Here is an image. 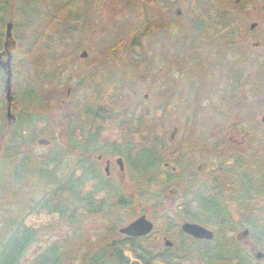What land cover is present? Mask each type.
Masks as SVG:
<instances>
[{
  "label": "rangeland",
  "instance_id": "374dc122",
  "mask_svg": "<svg viewBox=\"0 0 264 264\" xmlns=\"http://www.w3.org/2000/svg\"><path fill=\"white\" fill-rule=\"evenodd\" d=\"M220 2L209 6L208 0H183L180 4V15L167 24L171 26L170 31H177L185 43L190 40L195 44L182 48L181 63L166 65L165 68L161 64H153L142 70L137 65L126 64L124 61L117 65L108 64L113 58L126 55L122 47L126 45L127 38L125 33L116 30L114 22L122 20L137 23V19L130 13L124 17L108 14L103 18L88 17L89 27H86L87 24L82 25L83 18L78 20L77 16H71L70 21H66L64 0H0V20L3 21L1 33H4V21L9 16L14 24L12 35L15 45L9 49L12 55L11 64L9 60L7 62L11 71V90L17 95L14 113L18 117L17 127L7 124L3 90L5 72L0 66V246L8 237L13 222L27 215L31 203L38 201L45 192L62 184L67 178L84 182L83 193L87 194L89 201L80 204L82 209H79L72 219L67 218V211L66 217L62 219L51 214L44 215L38 223L33 220L31 224L39 230L19 264H32L33 259L49 247H56L58 250L59 264H83L101 248L104 247L106 252L108 246L120 240L118 229L126 226L141 213L155 224V228L164 229L167 224L170 228L173 227L164 217H176V196H172L170 191L174 190L173 186L179 176L162 172V162L166 158L161 156V162L155 163V184L150 181L153 171L145 175L133 173L131 176L121 173L113 175V172L110 182L103 181L100 178L104 174V162L100 168L101 177L96 174L88 175L83 180L79 177L80 161L86 159L92 167L97 154H111V145H98L94 153L83 154L79 150L81 145L77 138L86 127V121L92 120L100 98L110 99V103L115 105L119 112L126 111L127 114L135 105L142 104L145 118L148 116L146 120L149 121V126L153 130L161 119L168 139L179 136L180 131L190 130L191 122L196 123L195 137L199 140L210 136L212 120L221 121L218 114H208L207 97L201 95L209 86L210 75L220 74L225 60V66L228 65L229 69L237 71L239 68L245 71L246 76L248 71L253 77L255 49L251 42L256 39L258 31L264 32V0H228L229 11L226 16L221 13L223 8ZM75 5L78 3L75 2L73 6ZM73 6L70 9L75 8L73 13L76 15L78 10ZM15 7L18 10H15ZM208 14V19H205ZM226 20L232 31L229 33V40H234L238 45L232 42L224 45L223 25ZM203 21L206 24L203 25ZM253 22L256 26L251 31L249 25ZM67 25L70 26V32L66 28ZM96 25L100 26L94 30ZM197 25L203 28L193 33V27ZM66 30L69 40L61 44V39L67 34ZM241 30L244 31L243 35L236 33ZM262 34L264 37V33ZM121 40L124 45L119 42ZM143 40L146 41V38L142 39V42ZM208 45L211 48L206 47ZM154 48L150 47L151 52L157 53L159 49ZM83 50H86L89 56L86 62L99 59L102 63L97 70V79L94 78L93 70L86 72L88 76L83 75L84 67L78 63V56ZM169 51L172 52L173 49ZM261 51L264 57V38ZM34 52L37 53L36 57L32 54ZM215 52L218 53V58L212 62L210 56ZM63 55L69 56L70 59L76 58L72 64L75 68L71 72L77 69V74L73 79L67 80L57 74L62 66L58 61H54L56 58L53 57ZM262 69L264 70V66ZM162 79H167L165 95ZM26 81H35L36 87L32 90L33 97H36L32 98L29 104L20 98L21 94L26 92ZM260 82L263 92L262 105L254 109V97H246L245 101L230 102V115L236 116L234 122L243 120V117L246 122L250 121L252 126L260 117H264V80ZM34 83L32 82V85ZM112 84L115 85V93L109 98L105 91L110 90ZM251 86L250 89L247 87L246 94L254 89ZM67 87H70V101L62 103ZM134 91L137 93L134 94ZM144 94L147 96L144 97ZM163 103L165 107L161 113L159 110ZM242 111H245V114H242ZM239 113L242 114L241 117ZM111 131V127L106 128L105 134L109 135ZM257 132L261 142L260 150L264 154V123L261 127L259 124ZM51 136L56 141L49 145L38 142L40 138L50 140ZM66 136L70 137V143L65 148L61 142ZM120 146L118 145V149L122 150L124 146ZM57 153L59 155L55 157ZM19 160H23V166L19 167ZM200 162L199 159L197 163ZM198 178L200 177L197 176ZM213 178L214 183L223 184L222 176ZM247 178L249 177L245 179L246 184L248 180H253L251 177ZM165 179L168 181L163 184ZM162 184L167 187L160 191ZM139 185L149 188L139 189ZM57 197V200L51 199L49 203L55 205L63 198V194H58ZM262 197L264 200V190ZM183 211L189 217L192 214L191 208H184ZM167 232L169 233L168 229ZM122 249V254L127 255L128 260L133 258V255L124 252L126 247ZM185 258L186 264H191L190 256Z\"/></svg>",
  "mask_w": 264,
  "mask_h": 264
},
{
  "label": "flooded vegetation",
  "instance_id": "af4514ba",
  "mask_svg": "<svg viewBox=\"0 0 264 264\" xmlns=\"http://www.w3.org/2000/svg\"><path fill=\"white\" fill-rule=\"evenodd\" d=\"M182 1L64 0L63 9L66 21L69 22L71 16H77L78 20L83 18L82 25L87 24L86 27H89L88 17L103 18L107 14L115 17H124L127 14H131L135 17L137 23L134 24L123 22L122 20H119L118 23L114 22L115 26H113L116 30L125 33L127 38L126 45H124L122 40L119 41L124 45L122 48L126 55L124 57L113 58L108 64L117 65L121 61H124L126 64H135L139 69L143 70L153 64H161L165 68L166 65L181 63L182 48H188L195 44L190 40L185 43V40L181 39L182 36L178 35L177 31H170L171 26L169 24L175 17L180 15V4ZM217 1H221L220 5L223 8L221 13L224 16L228 15V0H208L209 6H214ZM75 2L78 3V5H75L78 10L76 15L73 13L75 8L70 9ZM14 9L18 10L16 7ZM2 22L0 20V65L8 60L11 64L12 55L9 49L15 45V39L12 35L14 24L11 16L4 21L5 30L3 34L1 33ZM97 26L100 25L94 26V30L97 29ZM255 26L256 23L253 22L249 25V29L252 31ZM8 27L9 35H7ZM66 28L70 32V26L67 25ZM193 28L195 30L193 33H195L203 27L197 25ZM68 30H66L67 34L61 39V44H64L65 41L66 43L68 42ZM231 32L226 20L223 25L224 45L226 46L231 42L232 44H239L234 40H229V33ZM236 33L243 35L244 31L241 30L240 33L236 31ZM262 33H264L262 30L258 31L256 39L251 42V45L255 49L253 77L248 71V76H246L245 71L242 69L238 68L237 71L232 68L229 69L228 65L225 66V60L223 61L222 72L218 75H210L209 86L206 92L201 95L207 97L208 114L210 116L211 114L212 116L218 114L217 116L221 118V121L215 122L212 120L210 123L211 127L209 128L210 136L206 139L201 141V139L199 140V138L195 137L197 126L194 127L196 123L193 122H191L190 130L180 131L179 136L168 139L165 136L161 119L154 126L153 130L155 132H153L149 126V121L146 120L148 116L145 118L142 104L138 103L127 114L126 111L119 112L118 108L111 104L108 98L106 100L100 98L92 120L86 121V127L82 130L81 136L77 138V141L81 145L79 150L83 154L94 153L98 145L100 147L102 144H110V153L113 155H108L107 153V156L103 153L97 154L91 164L92 167L89 166L86 159L80 161L79 177L81 179L84 180L86 176H95V174L101 177L100 168L103 162L104 176L102 175V178H100L103 181L110 182L113 172V175H120L121 173V175L125 174L129 176L133 175V173L145 175L147 172H150V164L148 162L142 160L134 164L131 148L133 144L146 145L148 147L152 145L154 151L159 156H156L159 163L161 162L159 159L166 158L162 162V172L166 175L176 174L179 176V179L173 186L174 190L170 191L172 196H176L174 205L176 217H164L168 221L166 222L171 223L173 227L170 228L167 224V227H164V229H158L155 228V224L151 221V231L139 236L126 235L119 231L120 228L118 229V234L121 235L120 240L129 241L127 246L130 249L124 252L133 255V258L128 260L127 264L132 262L143 264L139 258L134 257V252L143 256L165 253L176 257L190 256L191 264H264V200L262 199V192L264 190V154L260 150L261 142L257 132L259 124L261 127V124L264 123V117H260L257 122H254L250 126V121L246 122L241 117L242 114H245V111H242V114H238L243 120L234 122L236 116L230 115L229 109L230 102L236 100L245 101L246 97H254L252 103L254 109L258 105H262L261 94L263 92L261 91L260 82L264 80V70L262 69L264 57L261 51V43L264 37ZM199 35L197 36L199 37ZM241 35L238 36L241 37ZM144 38H146V41L143 40L142 42ZM210 45L212 47V44ZM210 45L206 47L209 48ZM150 47H155L154 49H159V51L157 53L151 52L152 49ZM169 49H173V51L171 52ZM214 54L210 56L212 62L215 58H218V53L215 52ZM5 55L6 59H4ZM53 58H56L54 61H58L62 66L61 71L57 73L61 78L69 80L76 77L77 69L74 70L75 72H71L75 68L72 64L76 58L70 59L66 55ZM88 58L87 51L83 50L78 56V63L84 67L83 75L88 76L86 72L93 70L94 78H96L98 76L97 70L102 63L99 59H94L93 62H86ZM162 82L164 84L163 94H166L165 84L167 79H162ZM250 85L254 89L252 91L249 90V93L246 94V89L247 87L250 89ZM113 86L115 85L112 84L111 89L105 91L106 96L109 98L115 93ZM119 88L122 89L121 87ZM11 92L12 99L9 119L6 116V100L4 95L5 118L8 125L14 124L17 127L18 117L14 113V108L17 106V95L16 92L12 90ZM69 92L70 87H67L64 100L61 101L62 103L70 101ZM192 92L190 91V93ZM133 93L136 94L137 91ZM146 96L144 94V97ZM162 105L159 110L161 113L165 107L164 103ZM123 114L126 115L124 116ZM124 118L125 120H123ZM110 127L112 128V133L106 135L105 129ZM175 132L177 133L176 128ZM54 140L56 141L51 136L50 140L40 138L38 142L49 145ZM69 140L70 137L66 136L65 140L61 142L65 148L68 147ZM118 145H121L120 147L124 146V148L119 150ZM58 155L57 153L54 156L57 157ZM161 156L163 158H160ZM199 159L201 162L197 163ZM197 176L200 178L197 179ZM215 176H222L223 184L214 183L213 177ZM246 177H251L253 180H248V184H246ZM68 181L69 178L63 181V183L66 185ZM99 186L102 185L99 184ZM137 187L139 189L149 188L146 185H139ZM166 187L167 185L161 186L160 191H163ZM209 197L213 198V202L209 204L211 208L204 209L200 201L203 198ZM184 208H191L192 211L190 212L192 214L190 217L184 214L186 213L183 211ZM139 216L147 218L144 213L139 214L137 217ZM183 223L197 224L208 232L203 237L187 234L181 229ZM124 256L127 257V255Z\"/></svg>",
  "mask_w": 264,
  "mask_h": 264
},
{
  "label": "trees",
  "instance_id": "16d2710c",
  "mask_svg": "<svg viewBox=\"0 0 264 264\" xmlns=\"http://www.w3.org/2000/svg\"><path fill=\"white\" fill-rule=\"evenodd\" d=\"M205 17H207L205 19H208L209 14L205 15ZM202 24L204 25L206 23L203 21ZM32 54L34 57L37 56V53L35 52ZM27 81L25 82L26 85L24 86V90H26V92L21 94L20 98L23 99V102L27 101V103L29 104V101L32 98L36 97V95L33 97V91L36 89V87L34 83L35 81H32L34 83L33 85L32 82ZM131 148L133 151L132 160L134 164L142 160L148 162L150 164V171H153V177H150V181L152 184L157 183V175L154 174L156 166L155 163L157 161V152L154 151L151 145H149L148 147L146 145L142 146L136 144L134 146L133 144ZM13 153H15V151ZM19 163L20 166L24 165L23 160H19ZM167 178L168 176L166 177V179ZM166 179L165 181L163 180L164 183H161L166 184L168 181H166ZM56 186L57 187L50 190L49 192H45L38 201L32 202V206L29 208V212H27V215L25 214L19 221L13 222L8 237L0 246V264L20 263L27 247L34 240V237L39 230L34 227L33 223L31 224L33 220L38 223L40 219L44 217V215L48 216L51 214L62 219L66 217L65 212L67 211L69 215L67 218L72 219V217L78 214V210L82 209V206H80V204H82L83 201L89 203V201L87 200V194L83 193V181H78V179H75V181H73L70 178L66 185L62 182V184ZM58 194H63V198L59 199L58 202L55 203V205H51L49 201L51 199L57 200ZM211 202H213V198H203L201 199L200 204L204 209H206L211 208V206L209 205ZM117 236L119 237V235ZM128 242L127 240H118L115 243L113 242L110 247L108 246L106 251L107 253L104 251L105 248L103 247L98 252L92 254L83 264H127L128 258L122 254V248L126 247V249H130L127 246ZM134 253V257L139 258L143 264H186L185 256L176 257L169 253L143 256L142 254H138L136 252ZM59 259L60 256L56 247H49L38 254L33 259L32 264H59Z\"/></svg>",
  "mask_w": 264,
  "mask_h": 264
},
{
  "label": "water",
  "instance_id": "95a60500",
  "mask_svg": "<svg viewBox=\"0 0 264 264\" xmlns=\"http://www.w3.org/2000/svg\"><path fill=\"white\" fill-rule=\"evenodd\" d=\"M7 35H9V27L7 30ZM5 72L4 82H3V90L5 94V100H6V116L7 119L10 118V106H11V99H12V92H11V71L9 68V62H6L4 64L0 65ZM152 229V223L145 218V216H139L130 223H128L126 226L119 229V231L126 235L131 236H139V235H145L149 233ZM182 231H184L187 234L197 236V237H203L208 232L203 227L194 224V223H183L181 225ZM130 264H138L136 262H132Z\"/></svg>",
  "mask_w": 264,
  "mask_h": 264
}]
</instances>
